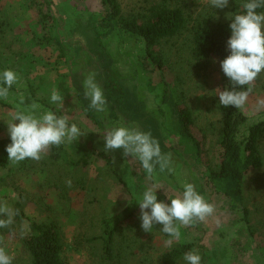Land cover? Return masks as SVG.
Returning a JSON list of instances; mask_svg holds the SVG:
<instances>
[{"label": "rangeland", "instance_id": "1", "mask_svg": "<svg viewBox=\"0 0 264 264\" xmlns=\"http://www.w3.org/2000/svg\"><path fill=\"white\" fill-rule=\"evenodd\" d=\"M153 1L181 8L188 18V26L202 18H225L230 7L229 3L224 9L215 8L210 0H118L126 14L142 11ZM104 11L100 0H0V73L11 69L19 78L14 84L15 90L2 98V103L7 106L0 104V139L10 137L7 122L17 111H34L40 116L52 109L58 116L67 115L69 125L75 123L84 134L76 139L82 147L78 150L82 151L84 147L110 156L113 170L123 183L117 182L106 159L97 154L89 157L86 166L68 171L65 153L57 166L50 167L52 174L44 179L38 171L34 175L17 172L14 179L19 189L14 192L11 186L4 187L0 191V202L11 207L20 190L24 194L22 199L28 217L44 221L56 218L59 221L65 234L63 256L69 264H104L99 262L106 236L104 219L121 211L131 200L138 201L148 187H161L156 190L157 199L170 203L165 191L172 196L182 194V185L190 182L214 205L212 216L191 226L178 224L180 236L174 238L162 233L159 224L154 225L152 232H144L138 213L131 229L124 228L116 234L117 244L131 248L130 252L125 251L128 255L120 264H165L162 254L186 242L204 247L205 264H264V168L251 171L244 180L242 197L248 210L247 220L239 210L231 209L232 201L215 191L208 180L209 170L216 169L220 160L218 130L221 115L216 89L221 86L216 62L211 60L209 64L203 63L202 68L197 66L192 56L190 35L184 31L157 44L155 49L165 59L166 67L154 70L142 43L133 36L115 30L113 34L100 38L104 28L97 19ZM101 48L115 60L112 69L116 73L105 81H113L118 92L120 88L131 94V89L136 88L137 100L143 103V111L148 112L146 123H141L137 117L129 126L151 132L153 137L157 133L162 152H167V145H172L171 155L176 160L171 156V172H161L157 166L149 175L138 159L124 157L122 149L110 153L102 150L103 134L112 127L122 126L121 118L115 114L123 110L120 104V107H113L112 115L108 114L110 110L105 114L98 113L85 105L89 104L88 98L83 100L81 97L87 76L94 73L95 81L98 79L92 67L98 65L92 60L98 59H91L87 51ZM133 63L136 68L130 66ZM123 80L129 85H120ZM167 85L172 87V99L178 100L179 108H188L194 118L190 133L201 149L198 158L192 154V146L186 143L187 140L178 135L179 123L168 104L162 103L160 95ZM99 86L104 96L107 91L112 94L109 88ZM53 89L63 98L62 105L51 101ZM112 98L116 99V96ZM33 103L38 105L35 110L31 108ZM240 109L248 116L249 122L264 117V72L251 83ZM66 148L72 153L69 147ZM262 153L264 155V145ZM36 162L42 165L43 160ZM6 173L5 169H0V176ZM62 179L71 180V187L66 183L69 190L61 197L59 187L50 185H62ZM79 181L84 187L76 185ZM12 182L8 180V184ZM25 229L26 222L21 225V230ZM80 231L100 238L92 244L83 238L77 240ZM77 244L80 249H75ZM5 248L10 257L17 258L21 264L27 263L19 242L5 239ZM122 248L125 249L123 245ZM176 264H187V261L181 256Z\"/></svg>", "mask_w": 264, "mask_h": 264}, {"label": "trees", "instance_id": "2", "mask_svg": "<svg viewBox=\"0 0 264 264\" xmlns=\"http://www.w3.org/2000/svg\"><path fill=\"white\" fill-rule=\"evenodd\" d=\"M100 2L105 8L104 14L97 19L100 26L104 28L100 32V38L113 34L115 30L129 34L142 43L146 57L150 60L149 64L156 67L157 70H164L166 67L165 59L155 47L162 39L172 38L186 31L190 35L191 51L196 65L202 68L203 63L209 64L211 60L215 61L218 67L221 89L230 87V81L223 73L220 65V61L230 54L227 49V40L231 35V29L229 27L230 20L226 17L215 20L202 18L188 26V18L183 10L179 7L168 6L165 3L153 1L146 8H142V11L138 10L126 14L123 12L118 0H100ZM245 2L246 0H229L228 13L243 11L242 4ZM257 11L263 12L264 7L257 9ZM45 16L43 14V17ZM167 87L162 96L160 95L162 101L168 104L174 119L179 123L178 133L180 138L187 140L186 143L192 146V152H194L192 154L198 158L201 154V149L198 141L190 133V126L193 124L194 118L188 108H179L178 100L172 99V87L168 85ZM108 88L116 96V99H113V95H110L107 91L106 100L113 107L121 106L122 112L117 108L120 112L119 114L129 120H135L138 117L141 123H146L147 113L142 109L143 103L137 100L136 92L131 90V95L122 92L120 88L118 92L116 85L110 80L105 83V89L107 90ZM152 88H155L154 85ZM11 90H15V85L9 89V92ZM237 91H246L248 94L250 85L244 86L243 89L238 88ZM135 98L137 101H135ZM2 102V98H0V104L5 105ZM218 109L221 115V127L218 130L220 160L216 169L209 170L208 180L215 191L220 192L232 201L231 209L239 210L240 214L244 215L243 218L247 220L248 210L243 205L242 197L243 185L248 173L264 168V155L262 153V145H264V117L254 122H249L248 116L241 111L240 107H225L218 102ZM86 113L93 118L90 112L86 111ZM115 115L117 116V114ZM94 120L98 123L96 118ZM156 134L155 139L157 138ZM9 143H11L10 137L0 139V169H5L7 172L4 176H0V191L8 186H11V190L14 192L19 189L17 180L15 181L14 179V175L17 172L18 174L25 172L27 175H34L38 171V173L44 175L43 179L46 178L47 175L52 174L50 167L57 166L65 153L67 155L68 171L78 170L79 167L86 166L89 157L97 154L106 159L109 170L117 177V182L123 183V180L113 170L110 156L105 155L103 152L88 151L84 147L80 151L78 147H81V145L77 140L70 144L51 146L48 149L49 153L39 160V162L43 160V163L48 164L47 166H44L42 162V165H39L36 160L32 159H25L19 162L16 167L8 164L10 161H8L6 146ZM66 147H69L72 153L68 152ZM64 148L67 151H64ZM8 180L13 181L12 184H8ZM61 182L62 185L54 183L50 186L59 187L58 190L62 192L59 195L62 197L65 196V191L67 192L69 187L66 185L65 180L62 179ZM76 185L84 187L81 181L77 182ZM23 196L24 194L19 190L11 206L12 209L17 211L14 217V224L10 228H0V247L6 249L5 239L19 242L21 250L26 254V264H69L63 256L65 234L59 221L56 218L44 221L28 217L25 213ZM41 199L43 201V198ZM68 200L70 199L68 198ZM139 210L138 201L133 199L121 211L103 220V232L106 236L101 247L99 262L120 264L126 258L128 254L125 251L130 252L131 248L130 246L126 247L124 244H117L115 240L116 234L121 229L128 227L131 229L132 226L130 225H134ZM25 222L26 229L21 230V225ZM86 236L87 234L83 231L77 232V240L83 238L85 242L91 244L100 238L99 236ZM122 245L125 249L122 248ZM75 249H80V245L77 244ZM190 250H200L198 253L201 256V264H205L204 247L197 245L195 242L177 244L162 254L161 259L165 264H176L181 256H184ZM12 264L21 263H19L17 258H12Z\"/></svg>", "mask_w": 264, "mask_h": 264}, {"label": "clouds", "instance_id": "3", "mask_svg": "<svg viewBox=\"0 0 264 264\" xmlns=\"http://www.w3.org/2000/svg\"><path fill=\"white\" fill-rule=\"evenodd\" d=\"M210 4L224 9L229 5V0H210ZM262 7L264 0H246L242 4L243 11L226 14L231 29L227 40L230 54L220 61V65L230 81V87L216 89L219 103L225 107H241L247 98V92L237 89L251 85L264 72V12L257 11ZM18 79L16 72L11 69L0 73V98L8 96L9 89ZM83 87L85 97L90 100V108L98 113L104 112L107 101L102 88L95 81L94 73H90L83 81ZM50 99L53 103L63 104V98L55 89L52 90ZM37 107L35 103L31 106L32 110ZM7 125L11 143L6 146V151L8 161L14 164L25 159L39 161L51 146L70 144L84 135L75 123L69 125L67 115L57 116L53 111H47L40 116L35 115L34 111H17ZM102 138L105 142L102 150L105 153L122 149L124 157L138 159L149 175L153 174L157 166L161 172L172 171L171 154L162 153L159 141L151 132L122 125L108 129ZM66 183L71 187V180ZM158 188L161 187H148L138 200L139 219L144 232H152L154 225L159 224L162 226V233L178 238V224L191 226L204 222L215 211L214 205L196 190L193 183H184L182 194L172 196L165 191L170 203L157 199ZM16 214L17 211L6 202H0V228H10L15 222ZM184 259L187 264H201V256L197 251L186 252ZM0 264H12V257L6 253L4 247H0Z\"/></svg>", "mask_w": 264, "mask_h": 264}, {"label": "flooded vegetation", "instance_id": "4", "mask_svg": "<svg viewBox=\"0 0 264 264\" xmlns=\"http://www.w3.org/2000/svg\"><path fill=\"white\" fill-rule=\"evenodd\" d=\"M103 50H105L104 48H101V49H97V50H95V51H87V54H88V56L89 57H91V59L92 58H94L95 59V57L98 59L97 61H95V60H92L93 61V63L95 62V63H98V65H93L92 67H93V69H94V71L96 72V74H97V76H98V79L96 80V82L99 84V85H101V86H103L104 88H105V83H107V81H105V78H108V76H109V78H111L112 76L114 77V75H115V71H113V69H112V66L114 65V63H115V60H114V58L113 57H110V56H108V54H106L105 53V51H103ZM121 53H122V51H121ZM130 66H132V67H134L135 66V68L137 67V65H135L134 63L133 64H131ZM139 66H142V65H139ZM97 67L101 70V71H99V70H97ZM153 67V69L155 68L156 69V67H154V66H152ZM138 69V68H137ZM154 69V70H155ZM120 84H122V86L123 87H125V86H128L129 84H128V82L126 81V80H123ZM125 85V86H124ZM77 88V90L80 92V89L78 88V87H76ZM127 88V87H126ZM139 89V88H138ZM131 90H133L134 92H136V94H138V91H137V89L135 88V89H131ZM163 94V93H162ZM162 94H161V96H162ZM81 97H82V99L83 100H85L84 98H85V95H84V92H81ZM105 99H107V95H105ZM107 101V100H106ZM86 102V101H85ZM162 103H163V101H162ZM85 105H89L90 106V100H89V104H85ZM146 108V107H145ZM112 109H113V106L111 105V103L110 102H108L107 101V103H106V106H105V111L103 112L104 114H105V112L106 111H109L110 110V112L108 113L109 115H112ZM86 112V111H85ZM146 113H148L147 112V110H146ZM87 114V113H86ZM88 115V114H87ZM117 117L118 118H121V124L123 125V126H129V123H134V120H129V119H127V118H124L121 114H117ZM130 127V126H129ZM178 135H179V133H178ZM171 149H173V147H172V145H167V152H169L170 154H171ZM166 151H163L162 153H164V154H166L167 153ZM171 156H173V155H171ZM174 158H175V160H176V157L175 156H173Z\"/></svg>", "mask_w": 264, "mask_h": 264}]
</instances>
